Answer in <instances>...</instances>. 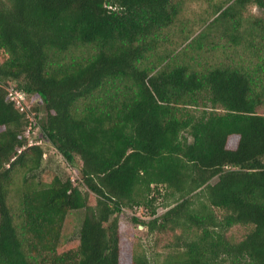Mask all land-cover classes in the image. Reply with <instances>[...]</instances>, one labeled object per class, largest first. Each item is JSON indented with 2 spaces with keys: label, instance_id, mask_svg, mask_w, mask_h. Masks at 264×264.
Listing matches in <instances>:
<instances>
[{
  "label": "trees",
  "instance_id": "obj_1",
  "mask_svg": "<svg viewBox=\"0 0 264 264\" xmlns=\"http://www.w3.org/2000/svg\"><path fill=\"white\" fill-rule=\"evenodd\" d=\"M181 1L0 0V264H152L122 236L120 214L140 206L154 218L135 223L173 232L184 249L163 264H264V22L242 31L239 21L264 0H225L211 22L250 61L238 48L202 65L210 22L178 55L163 50ZM12 88L36 113L39 145H28ZM44 143L84 190L58 173L42 178ZM17 168H27L21 186ZM163 189L172 202L155 217ZM78 211V246L62 251ZM236 226L252 229L234 241Z\"/></svg>",
  "mask_w": 264,
  "mask_h": 264
},
{
  "label": "rangeland",
  "instance_id": "obj_2",
  "mask_svg": "<svg viewBox=\"0 0 264 264\" xmlns=\"http://www.w3.org/2000/svg\"><path fill=\"white\" fill-rule=\"evenodd\" d=\"M225 0H182L181 1V12L179 14L178 20L176 21L175 29L167 40H164L163 50H169L170 53L174 55H178L181 50L185 49V47L189 44L184 45V38L192 32L191 35L195 34V37L204 35V32H207L206 26L207 24L213 21L214 11L219 10L221 8L226 9L229 6V3ZM232 1L230 4L234 3ZM243 16L239 18V21L242 25V31L248 28L250 22H253L255 19H260L264 22V9H261L255 5H249L240 12ZM209 29H212L211 32H208V35L203 38L204 40V49L200 51L196 57L200 60V65L208 62L213 63V61L218 64L220 62L227 63L229 62V58L233 55L234 49H240V52L243 50L244 55L245 47L241 45V47L230 48L228 42H230L225 36L223 37V30L225 26L220 23V21H216L208 26ZM206 29V30H205ZM208 29V31H209ZM194 37V38H195ZM207 41L205 43V39ZM198 38H195L196 40ZM202 41V42H203ZM242 41V40H241ZM247 40H243L242 44H247ZM234 50V51H233ZM189 56L187 53L181 56L177 62L178 63H187L191 62V57L193 55L192 51ZM186 57V58H184ZM245 57L250 61L252 56L245 55ZM244 57V58H245ZM235 62L239 64L238 60L239 56H234ZM236 64V65H237ZM259 114L264 116V107L258 109ZM45 148L46 155L45 158H50V161L47 162V172L42 174V178L46 175H53L54 173H58L63 177H69L74 183L80 186L83 190L85 189L82 186L81 179L77 168L73 167L69 163H67L61 155H58L56 151L46 143L43 144ZM81 163L79 162V165ZM27 168H17L16 173V184L22 185L24 182V176ZM15 185V187L17 186ZM161 194H157L154 191L153 195H156V213L157 216L165 213L167 208L166 205L170 204L172 201L167 197L166 191L160 190ZM13 209L14 212L18 214L19 210V202L20 198L14 193L13 194ZM151 209H147L144 206L135 207L133 209H124L120 214V225L122 236L128 245V249L130 253L136 254H144L150 258L152 264H163L166 259L170 257V255L181 254L183 250L177 247L176 244V236L171 231L165 233H154L150 234L147 228L143 227L139 223L134 222V218H139L144 221H148L153 219L150 215ZM84 218V211L72 212L65 223L62 237V251H67L69 249L76 248L78 246V235L81 228V224ZM252 227L250 226H236L234 227L229 236L232 237L234 241L242 240L250 231ZM180 233L179 231L177 234Z\"/></svg>",
  "mask_w": 264,
  "mask_h": 264
},
{
  "label": "built area",
  "instance_id": "obj_3",
  "mask_svg": "<svg viewBox=\"0 0 264 264\" xmlns=\"http://www.w3.org/2000/svg\"><path fill=\"white\" fill-rule=\"evenodd\" d=\"M9 97L11 101L15 104L16 108L23 114L27 115V118L30 120L26 135L29 139L28 145L29 147L34 145H39L40 142L37 141L34 137V134H38L39 129H34V122L36 113L31 111V105L27 101V96L14 88H12L9 92Z\"/></svg>",
  "mask_w": 264,
  "mask_h": 264
}]
</instances>
